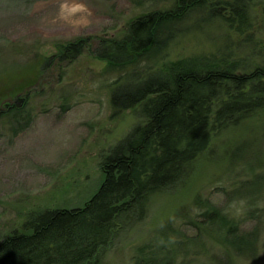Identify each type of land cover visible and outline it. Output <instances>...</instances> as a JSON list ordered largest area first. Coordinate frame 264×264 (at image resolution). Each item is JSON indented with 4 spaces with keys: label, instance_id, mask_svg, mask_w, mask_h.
Here are the masks:
<instances>
[{
    "label": "rangeland",
    "instance_id": "obj_1",
    "mask_svg": "<svg viewBox=\"0 0 264 264\" xmlns=\"http://www.w3.org/2000/svg\"><path fill=\"white\" fill-rule=\"evenodd\" d=\"M175 1L0 0V241L22 231L30 213L79 208L97 192L102 159L141 118L138 109L115 114L111 85L120 74L95 49L102 38H122L138 17ZM248 15L242 33L207 12L192 15L184 24L188 30L163 47L156 66L225 50L248 70L264 64V0L252 1ZM79 39L89 42L81 56L55 57ZM252 179L261 186L251 199L243 186ZM198 200L214 203L240 223L242 233L261 232L256 252H229L221 262L264 264V112L215 137L187 184L155 195L146 219L121 233L101 264H132L138 246L168 245L160 234L169 223L177 229L196 222L204 212L201 203L195 206ZM249 211L258 218L245 220ZM208 251L196 248L184 258L200 255L205 262L220 255Z\"/></svg>",
    "mask_w": 264,
    "mask_h": 264
},
{
    "label": "trees",
    "instance_id": "obj_2",
    "mask_svg": "<svg viewBox=\"0 0 264 264\" xmlns=\"http://www.w3.org/2000/svg\"><path fill=\"white\" fill-rule=\"evenodd\" d=\"M252 1L176 0L168 9L138 17L122 38L100 40L98 59L120 74L111 85L112 108L115 114L138 109L141 122L102 159L97 192L79 208L30 213L22 231L0 241V264H101L121 233L146 219L155 195L173 194L187 184L215 137L264 112V64L248 70L227 50L222 56L155 63L163 47L188 30L184 24L196 13L207 12L210 19L244 32ZM88 43L79 39L55 57L75 60ZM250 182L243 193L252 199L261 184ZM199 203L204 212L196 222L177 229L169 223L166 234H160L168 245L138 246L132 264H227L220 261L222 254L256 252L257 228L242 233L240 223L214 203L198 200L195 206ZM257 216L249 211L245 220ZM196 248L220 255L205 262L200 255L184 258Z\"/></svg>",
    "mask_w": 264,
    "mask_h": 264
}]
</instances>
